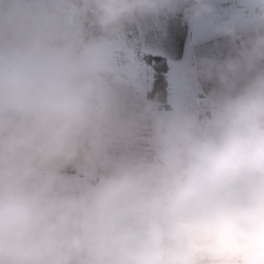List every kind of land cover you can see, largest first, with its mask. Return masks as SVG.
Segmentation results:
<instances>
[{
  "label": "clouds",
  "instance_id": "obj_1",
  "mask_svg": "<svg viewBox=\"0 0 264 264\" xmlns=\"http://www.w3.org/2000/svg\"><path fill=\"white\" fill-rule=\"evenodd\" d=\"M173 3L0 0V264H264V69L237 88L228 62L206 115L125 116L112 49L84 28L114 36Z\"/></svg>",
  "mask_w": 264,
  "mask_h": 264
},
{
  "label": "crops",
  "instance_id": "obj_2",
  "mask_svg": "<svg viewBox=\"0 0 264 264\" xmlns=\"http://www.w3.org/2000/svg\"><path fill=\"white\" fill-rule=\"evenodd\" d=\"M257 2L258 0H234L233 11L227 12V15L229 14L227 26L213 30L202 28L199 34L197 30L196 33H192L189 17V11H197L199 8L196 0H174L171 7L156 13L137 16L128 24L134 27L136 42L143 52L163 55L167 58V73L172 70L171 65L174 62H180L186 66V69H190L192 80L206 101L203 108L207 114L210 102L224 91L220 73L228 62L240 64L239 71L231 77L237 88L243 86L256 71L264 69V57L255 59L251 68L247 64V56L252 53L256 41L264 36V23L253 17V10L259 12ZM142 62L144 64L142 72L127 64L113 66L115 73L113 86L122 114L125 116L139 114L146 105L154 106L147 97L152 68ZM167 97L170 107L164 109L169 112L172 111L173 102H170L169 94ZM143 148L142 140L132 144L114 141L107 151L114 160L122 154L141 151ZM82 165L83 161L77 160L64 169V177L69 182H76L81 178L79 169ZM106 170L99 171L102 174Z\"/></svg>",
  "mask_w": 264,
  "mask_h": 264
},
{
  "label": "rangeland",
  "instance_id": "obj_3",
  "mask_svg": "<svg viewBox=\"0 0 264 264\" xmlns=\"http://www.w3.org/2000/svg\"><path fill=\"white\" fill-rule=\"evenodd\" d=\"M233 2L234 0H206L211 11H200L199 14L195 10L189 11L192 33H196L197 30L199 34L202 28H211L213 30L227 26L229 23V14L227 15V12L233 11L232 9L235 7H233ZM197 15H200V17L198 18ZM214 16L215 19H213ZM128 23L129 21H124L119 32L114 36H109L107 33L102 32L92 22L91 16H89L84 20V28L89 38L103 40L108 43L113 53V66L127 64L135 67L138 72H142L144 64L136 55L138 47L137 36L133 31L134 27ZM171 66L172 70L167 73V82L169 99L170 102H173L172 110L180 108L189 113H196L201 116L206 115V110L203 108L206 101L197 90L192 80L190 69H186V66L180 62H174ZM163 110V112H167L164 108Z\"/></svg>",
  "mask_w": 264,
  "mask_h": 264
},
{
  "label": "trees",
  "instance_id": "obj_4",
  "mask_svg": "<svg viewBox=\"0 0 264 264\" xmlns=\"http://www.w3.org/2000/svg\"><path fill=\"white\" fill-rule=\"evenodd\" d=\"M136 55L138 59L149 64L152 68L151 85L147 91V97L153 102L157 110L169 108L170 105L167 97V58L163 55L142 52L139 46L137 47Z\"/></svg>",
  "mask_w": 264,
  "mask_h": 264
}]
</instances>
